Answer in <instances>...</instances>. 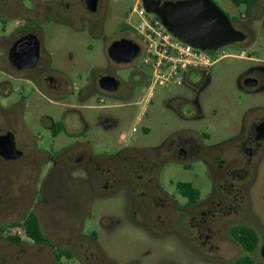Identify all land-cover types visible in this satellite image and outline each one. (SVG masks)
<instances>
[{"label": "rangeland", "instance_id": "obj_1", "mask_svg": "<svg viewBox=\"0 0 264 264\" xmlns=\"http://www.w3.org/2000/svg\"><path fill=\"white\" fill-rule=\"evenodd\" d=\"M35 1L24 0V7H31ZM41 1L61 3L73 0ZM136 2L106 0V35L137 40V34L127 21ZM214 2L227 11L226 1ZM57 12L63 21L49 22L47 19L42 26L43 59L63 82V87L45 90L0 75V127L11 130L22 154L14 161L0 160V223L19 219L25 210L33 208L50 243L41 246L25 242L13 246L0 237V264H218L212 258L195 255L183 237L181 227L161 226L155 219L145 220L136 214L129 207L120 184L104 186L89 180L84 174L77 175L70 170L71 164H67L65 158V163L57 166L44 162L40 165L43 174L39 175L35 168L39 165L33 164L32 156L36 150L45 151L52 157L71 152L74 139L63 132L55 138L47 129L50 126L47 118L62 123L77 117V114L89 124L85 136L91 140L89 149L96 155H111L124 146L145 150L165 143L169 148V137L179 129H185L195 139L201 134L209 135L207 144L226 139L236 134L237 128L210 123L221 120L222 101L230 104L227 120L236 119L241 111L233 103L237 97L234 95L232 99L231 88L224 86L222 81L234 79L248 63L236 58L239 51L233 44L222 49L228 56L207 70L218 78L219 83L212 85L200 97L207 119H193L195 114L185 112L183 100L194 98L185 84L155 86L151 92L147 84L137 91L136 99L126 101L133 104L111 106L105 110L83 109L74 92L91 76L93 68L109 66L105 44L92 38L86 28L81 33L76 32L70 26L68 13L62 14L64 11L59 8ZM136 22V16L131 15L129 23ZM16 24L11 15L3 18L0 36L8 35ZM3 26L6 27L5 32ZM218 55L219 52L214 54L215 57ZM140 67L144 65L142 57L138 56L130 64L120 66L116 74L123 82H129ZM116 103L105 101L106 105ZM95 104L93 98L84 103ZM212 109L216 114L211 113ZM106 117L115 119L117 126L104 130L99 121ZM143 154L149 157L151 152ZM165 158L154 171L158 187L164 193H174L178 182H189L195 187L202 183L203 168L198 157L185 162ZM39 188H42L40 196ZM257 210L264 220V206H258ZM57 248L69 250L72 259L63 258L56 263L54 250Z\"/></svg>", "mask_w": 264, "mask_h": 264}, {"label": "flooded vegetation", "instance_id": "obj_2", "mask_svg": "<svg viewBox=\"0 0 264 264\" xmlns=\"http://www.w3.org/2000/svg\"><path fill=\"white\" fill-rule=\"evenodd\" d=\"M224 1L227 2V11L213 0L230 20L233 29L243 35V40L233 43V46L239 51L236 58L248 65L234 79L222 81L224 86L231 88L232 99L234 95L237 97L233 103L241 111L239 117L227 120L226 116L231 112L230 104L222 101L221 120L210 124L237 128L236 134L214 144H207L209 135L201 134L200 138L195 139L185 129H179L169 137V148L165 143L143 149L144 151L124 146L111 155H96L89 149L91 140L85 136L89 124L81 115L77 114V117L62 123H55L47 118L50 122L47 129L55 138L63 132L74 139L71 152L65 151V154L52 157L45 151L36 150L32 162L39 165L35 166L39 175L43 174L40 165L44 162L49 161L55 166L67 162L71 164L70 170L77 175L84 174L91 181L104 186L120 184L129 207L136 214L139 213L145 220L155 219L161 226L181 227L183 237L190 243L192 252L199 257L212 258L218 264H264V220L257 210L258 206H264V0ZM23 2L24 0L0 1V21L10 15L17 21L8 35L0 36V75L17 82L31 83L45 90L63 87V82L43 59L42 46L43 23L47 19L49 22L63 21V17L58 16L59 8L64 11L62 14L68 13L70 26L76 32L81 33L86 28L92 38L105 44V55L109 62L107 68H93L91 76L75 90L76 101L82 105L80 107L105 110L111 106L133 104L126 101L136 99L140 87L149 84L150 72L144 64L129 82H123L117 76L120 66L130 64L141 56V43L138 37L135 41L106 35V0H73L61 3L36 0L28 8L24 7ZM2 30L5 32L6 27L3 26ZM121 40L134 41L139 47L137 56L126 63L116 62L108 54L109 47ZM218 83V78L211 76L208 71H190L182 84L190 88L194 98L191 101L183 100L186 104L185 112L195 114L193 119H207L200 97L208 88ZM113 85L115 88L109 90ZM90 98L97 104L84 105ZM106 100L117 103L106 105ZM213 112L216 114L215 109H212L211 113ZM99 124L106 130L115 128L117 121L106 117ZM6 134H10L17 156L6 159L0 155V160H17L22 154L17 149L15 136L11 130L1 126L0 136ZM145 152H151V155L147 157L143 154ZM165 157L175 162L199 158L204 179L198 187L190 183L197 189L194 199L177 187L171 194L164 193L158 187L154 171ZM63 158L67 161L63 162ZM185 183L189 182H178L176 185ZM41 190L39 188V196ZM31 211L37 216L42 234L47 236L39 215L33 208L25 210L19 219L0 223V227L23 221ZM14 229L15 227H10L3 232L0 229V237L13 246L25 242L46 245L34 242L26 236L23 229H19L16 234ZM8 235H17L21 238L20 243H11L7 240Z\"/></svg>", "mask_w": 264, "mask_h": 264}, {"label": "water", "instance_id": "obj_3", "mask_svg": "<svg viewBox=\"0 0 264 264\" xmlns=\"http://www.w3.org/2000/svg\"><path fill=\"white\" fill-rule=\"evenodd\" d=\"M145 10L156 16L161 24L182 42L201 50H218L243 40L230 20L213 0H141ZM139 52L138 45L131 40L113 43L108 50L116 62H129ZM105 81H110L104 78ZM107 79V80H106ZM113 87L108 88L113 90ZM0 155L6 159L17 156L10 134L0 136Z\"/></svg>", "mask_w": 264, "mask_h": 264}, {"label": "built area", "instance_id": "obj_4", "mask_svg": "<svg viewBox=\"0 0 264 264\" xmlns=\"http://www.w3.org/2000/svg\"><path fill=\"white\" fill-rule=\"evenodd\" d=\"M131 15L137 18L135 24L129 23ZM127 21L141 43L142 62L150 72V92L155 86L181 85L190 71H207L217 61L228 56L222 50L224 47L201 50L182 42L167 31L156 16L145 10L141 0H137ZM218 52L219 55L215 57L214 54Z\"/></svg>", "mask_w": 264, "mask_h": 264}, {"label": "trees", "instance_id": "obj_5", "mask_svg": "<svg viewBox=\"0 0 264 264\" xmlns=\"http://www.w3.org/2000/svg\"><path fill=\"white\" fill-rule=\"evenodd\" d=\"M64 130V128H63ZM177 189L181 192L188 193L191 199H194L197 196V189L190 183L178 184L176 185ZM15 227L14 233L16 234L19 229H23L26 236L31 238L34 242L38 244L48 245L50 240L47 236L43 235L38 224L37 216L34 212H29L23 218V221H16L9 225L0 227L3 232L7 228ZM7 240L11 243L18 244L21 241V238L17 235L7 236ZM62 258L70 260L72 258L71 252L67 249L57 248L54 250V259L57 263L60 262Z\"/></svg>", "mask_w": 264, "mask_h": 264}]
</instances>
